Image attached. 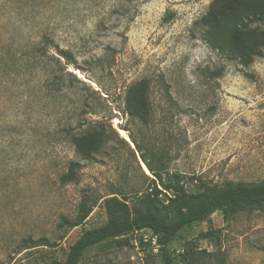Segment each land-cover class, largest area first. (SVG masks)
I'll return each mask as SVG.
<instances>
[{
	"label": "rangeland",
	"instance_id": "obj_1",
	"mask_svg": "<svg viewBox=\"0 0 264 264\" xmlns=\"http://www.w3.org/2000/svg\"><path fill=\"white\" fill-rule=\"evenodd\" d=\"M215 1L0 0V264L65 261L83 233L107 222V198L132 205L154 187L133 139L145 156L163 157L189 193L264 179V50L245 65L215 49L206 34ZM250 27L264 31V22ZM46 43L59 63L32 53ZM207 69L220 75L210 79ZM50 70L62 78L58 89L44 83ZM141 82L146 123L126 110ZM86 119L107 135L91 161L65 132ZM72 161L78 180L63 184ZM90 208L82 225L66 224ZM129 239L88 250L81 264H159L151 231ZM171 249L178 264L186 251L193 264H264V212L229 223L216 212L183 228Z\"/></svg>",
	"mask_w": 264,
	"mask_h": 264
},
{
	"label": "trees",
	"instance_id": "obj_2",
	"mask_svg": "<svg viewBox=\"0 0 264 264\" xmlns=\"http://www.w3.org/2000/svg\"><path fill=\"white\" fill-rule=\"evenodd\" d=\"M255 22H264V0H216L206 19V34L215 49L249 65L264 50V31L250 27ZM215 35H219V38L216 39ZM49 46L47 43L36 45L32 48V53L54 59L49 53ZM58 51L60 58L67 60L68 64H75L71 52L61 49ZM55 60L60 62L59 58ZM206 71L210 79H216L220 75L218 70ZM44 83L50 88L58 89L62 85V78L50 70V77ZM137 86H141L140 91L133 89ZM147 88L146 83H138L130 88L126 96V110L143 123L150 116ZM86 108H90V105L86 104ZM90 110V114H96L95 110ZM85 111L82 110L83 115ZM86 123L88 126L84 127ZM65 132L69 135L76 154L86 161L93 160L107 139L106 130L100 121L86 119L77 127L70 124ZM133 142L154 178V187L137 195L132 205L127 199L115 195L107 198L104 201L107 222L97 229L83 233L70 246L65 261L53 260L44 264H81L88 250L105 244L115 248L129 247V237L144 230L151 231L155 237L159 264H178L171 244L183 228L194 223L209 222L216 212L223 215L226 223L241 213L264 212V179L257 183L228 182L224 186L202 184L198 192L189 193L181 175L172 173L163 157L155 152L147 157L140 144L134 139ZM80 166L79 162H70L68 171L61 176V182H76ZM91 213L92 208L83 211L75 220L65 222L71 227H78ZM43 242V246H49L48 241ZM143 243L141 239L140 244ZM50 247H53L51 243ZM180 261L193 264V256L186 251L180 254Z\"/></svg>",
	"mask_w": 264,
	"mask_h": 264
},
{
	"label": "bare ground",
	"instance_id": "obj_3",
	"mask_svg": "<svg viewBox=\"0 0 264 264\" xmlns=\"http://www.w3.org/2000/svg\"><path fill=\"white\" fill-rule=\"evenodd\" d=\"M121 133H122L123 137H125L126 139H128L129 141H131L130 138L128 137V135L123 130H121ZM145 168L147 170L146 172L150 173L149 170H148V168L147 167H145Z\"/></svg>",
	"mask_w": 264,
	"mask_h": 264
}]
</instances>
